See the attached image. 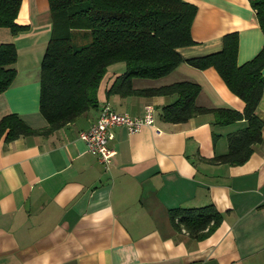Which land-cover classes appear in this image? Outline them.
<instances>
[{
    "label": "crops",
    "instance_id": "0c3cea01",
    "mask_svg": "<svg viewBox=\"0 0 264 264\" xmlns=\"http://www.w3.org/2000/svg\"><path fill=\"white\" fill-rule=\"evenodd\" d=\"M185 1L196 7L190 26L195 43L177 48L183 58L219 50L230 31L238 35L237 63L263 44L249 0ZM15 21L26 27L11 32L0 26V42H13L17 51L15 76L0 92V118L13 112L40 128L46 125L38 100L40 60L51 29L47 0H21ZM115 63L97 85L95 107L46 135L0 140V264H264V86L256 108L261 141L241 164H211L203 158L225 152L226 134L244 120L218 125L205 112L183 122L162 121L158 109L173 95H106L123 70ZM177 80L200 85L197 105L243 107L212 66L181 61L164 76L134 77L132 85ZM102 103L132 116H141L146 104L154 109L153 125L135 132L113 128L114 154L107 164L78 137ZM206 203L222 214L210 233L197 239L173 228L169 208Z\"/></svg>",
    "mask_w": 264,
    "mask_h": 264
},
{
    "label": "trees",
    "instance_id": "16d2710c",
    "mask_svg": "<svg viewBox=\"0 0 264 264\" xmlns=\"http://www.w3.org/2000/svg\"><path fill=\"white\" fill-rule=\"evenodd\" d=\"M51 17L50 35L40 60L39 112L46 125L34 128L18 114L0 118V140L46 135L97 105L96 88L107 66L122 61L106 95H173L161 105L158 117L167 122H183L193 115L210 112L214 123L225 125L244 120V125L226 134L225 152L203 158L211 164H241L261 141L262 120L256 113L264 77V42L258 51L237 63L238 35H222L219 50L183 58L178 47L194 44L190 26L196 7L185 0H47ZM264 34V0H249ZM21 0H0V26L17 32L25 25L15 21ZM88 37V42H75ZM17 51L11 41L0 42V92L12 82ZM181 61L197 68L212 66L228 87L243 101L241 110L197 105L200 85L177 80L155 86L133 87L132 78H158ZM213 138L217 136L212 133ZM171 225L194 238L210 233L222 220L212 203L175 206L168 209Z\"/></svg>",
    "mask_w": 264,
    "mask_h": 264
},
{
    "label": "built area",
    "instance_id": "2783aa9c",
    "mask_svg": "<svg viewBox=\"0 0 264 264\" xmlns=\"http://www.w3.org/2000/svg\"><path fill=\"white\" fill-rule=\"evenodd\" d=\"M154 109L151 104L144 106L141 116H132L125 112L116 111L110 104L102 103L98 109L95 120L88 128L80 130L78 137L82 139L86 145V149L97 156V158L107 164L114 149L110 145V141L114 136L113 128L115 126H124L129 132H135L142 125H153ZM159 131V129H156Z\"/></svg>",
    "mask_w": 264,
    "mask_h": 264
},
{
    "label": "rangeland",
    "instance_id": "374dc122",
    "mask_svg": "<svg viewBox=\"0 0 264 264\" xmlns=\"http://www.w3.org/2000/svg\"><path fill=\"white\" fill-rule=\"evenodd\" d=\"M88 39H89L88 37H80V38L76 39L75 42H79L80 44H83V43L88 42ZM116 64H121V65H122L123 62H122V61H119V62H116L115 65H116ZM144 79H148V80H150V78H144ZM144 83H145V82H144Z\"/></svg>",
    "mask_w": 264,
    "mask_h": 264
}]
</instances>
